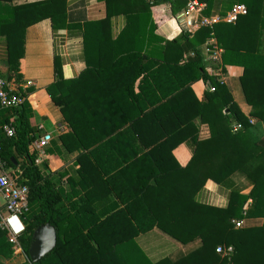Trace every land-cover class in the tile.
I'll use <instances>...</instances> for the list:
<instances>
[{"label":"trees","instance_id":"1","mask_svg":"<svg viewBox=\"0 0 264 264\" xmlns=\"http://www.w3.org/2000/svg\"><path fill=\"white\" fill-rule=\"evenodd\" d=\"M15 1L23 0H0V40L8 46L10 79L20 77L28 28L50 20L55 30L82 31L86 70L78 80L59 79L48 87L71 128L62 137L73 141L68 150L93 154L106 151L98 145L108 138L97 134L89 112L112 97L127 115L131 140L140 138L144 142V147L134 152L129 149L132 158L146 154L156 169L154 182H149L140 195L130 192L123 198L119 194L123 208L102 212L97 223L84 228L80 217L96 215L97 208H92L89 196L78 208L66 207L74 198L67 199L52 176L43 174L37 153L30 148L36 139L34 130L22 112L13 124L15 136L0 140V159L18 177L17 182L29 188L30 211L24 216L26 232L21 238L28 257L25 264H31L29 249L34 232L44 224L56 229L57 245L38 264H264V225L237 228L233 223L264 218V0H222L223 15L240 4L247 7L248 14L235 24L219 23L194 33L185 31L172 41L155 35L161 23L174 18L192 1L206 5V14L210 15L217 0H99L106 4L107 16L98 21L73 20L68 0ZM165 4L169 6L160 16L163 19L155 21L154 8ZM119 15L125 16L127 23L115 38L113 18ZM211 38H216L224 50V67L243 68L241 83L251 107L249 116L216 72L222 67L208 69L199 53ZM151 43L161 44L160 49L149 50ZM110 62H114L111 67L107 64ZM55 70L60 75L57 62ZM96 80L99 85H91ZM199 81L215 88L203 100L192 89ZM198 118L211 129L207 140L199 137ZM238 124L242 128L235 132ZM140 126L145 128V140ZM93 129L97 138L87 143L94 136ZM117 133L114 135L122 134ZM120 137L115 144H122ZM187 141H192L195 148L191 161L183 167L173 151ZM86 155L82 152L79 156L82 175L84 161L91 159ZM253 159L259 165L249 175L255 186L250 195L233 192L227 208L196 200L209 180L223 182ZM119 167L114 168L110 178H121ZM89 191L87 188L86 194ZM33 206L38 210L31 214ZM156 228L182 244L198 239L202 244L178 261L171 262L168 257L153 261L141 247L139 237ZM230 247L231 254L217 252L218 248ZM13 256L9 233L0 219V260H11Z\"/></svg>","mask_w":264,"mask_h":264},{"label":"crops","instance_id":"2","mask_svg":"<svg viewBox=\"0 0 264 264\" xmlns=\"http://www.w3.org/2000/svg\"><path fill=\"white\" fill-rule=\"evenodd\" d=\"M33 1L37 0L15 1V4ZM68 2L72 19L75 21H98L107 16L106 4L99 0H68ZM201 5H203V9L199 12H192L189 16H184L185 11H187L186 8L175 15L174 18L161 23V26L154 31L155 35L164 40L172 41L180 38L185 31L192 33L197 31L202 27L203 19L224 14L222 0L215 2L210 15L206 14V5ZM166 6L169 5L165 4L154 8L153 12H156L155 21L163 19L160 16L167 12L165 10ZM189 20L193 23L192 28L186 27V22ZM126 23V18L123 15L113 18V35L115 38L125 29ZM210 41L218 43L216 38H211L206 43ZM160 46L161 44L154 45L151 43L148 49L152 51L154 49L159 50ZM7 61L8 46L3 40H0V76L8 82L10 88L23 94L26 100L21 111L5 110L0 104V140L6 137L4 126L16 123L22 112H24L29 118L30 125L35 133L36 139L30 148L31 151L37 153V164L43 170L44 175L52 176L56 186L67 199L71 196L74 198V201L66 207L78 208L86 202V198L89 196L93 202L92 208H97L96 215L89 214L80 217V224L84 228L97 223L101 219L102 212L116 207L123 208L124 203L118 197L119 194H122L123 198L130 192L134 195H140L149 182H154L153 176L156 169L150 158L146 154L139 155L136 159L132 158L133 153L129 149L132 148L134 152L137 147L138 149L144 147V142L140 138L134 141L131 140L130 129L128 128L129 122L126 119L127 115L112 97H108L89 112L97 134L103 138H108L103 144L98 145L99 148L104 146L105 152L95 153V155L93 151L90 153L89 151L80 150L72 153L67 146H70L73 141L69 140L68 142L65 140V142L62 138L71 131V128L65 121L60 107L54 103L50 96L48 87L59 79L66 81L78 80L86 70L87 56L82 31L78 29L55 30L52 28L50 20H44L27 30L25 54L20 61L19 78L10 79ZM56 62L60 75L56 74ZM107 64L111 67L114 62ZM206 64L209 69L211 64ZM222 64L223 57L221 65H218L222 67V70L218 73L221 80L227 86L242 112L249 116L251 107L246 100L241 83L243 68L231 65L224 67ZM213 68L216 69L217 66L213 65ZM29 83L31 85H28ZM93 84L99 85L97 80L91 82V85ZM192 89L199 100H203L206 93H211L209 85L204 81L196 82L192 85ZM136 90L138 91V88ZM91 95H94V92L90 93ZM196 123L198 124L200 139H209L211 137L210 127L201 124L200 118L196 120ZM95 129L91 131L94 136H90L91 141L87 139V143L97 138V134L94 132ZM140 129L141 137L145 140V128L140 126ZM121 132L122 134H119ZM115 133L119 135L115 136ZM46 134L51 135L53 139L45 150L38 151L35 142ZM112 135L114 136L111 137ZM119 136H121V145L115 144ZM194 148V143L187 141L174 149L173 155L179 165L185 167L189 164L193 157ZM82 152L91 157L89 161H84L86 169L83 175L80 173L82 167L79 162V156ZM139 153L140 151L137 154ZM131 160L132 162H130ZM118 165H121L119 167L121 178H110L114 176V168ZM258 165L259 161L253 159L223 182L209 180L195 196L196 200L204 205L227 208L233 192L237 191L247 196L253 192L255 186L249 179V175ZM55 173L58 174L55 175ZM87 188L91 191L86 194L85 190ZM0 198L2 199L0 207H2L4 200L1 194ZM250 202L252 203V201ZM64 203L67 205L66 200ZM242 223L243 228L261 227L264 225V218L245 219L242 220ZM139 243L153 261L168 257L171 262L187 256L202 244L199 239L186 245L182 244L158 228L151 234L140 236ZM13 257L11 260L1 259L0 264L26 263V259L15 253Z\"/></svg>","mask_w":264,"mask_h":264},{"label":"built area","instance_id":"3","mask_svg":"<svg viewBox=\"0 0 264 264\" xmlns=\"http://www.w3.org/2000/svg\"><path fill=\"white\" fill-rule=\"evenodd\" d=\"M177 1V0H171ZM203 9V5L199 4L197 1L190 2L187 6V11H185L184 16H189L192 12H199ZM248 14V9L245 5H236L231 11L226 15L214 16L212 18H205L202 21V27L213 28L219 23L235 24L239 17ZM193 23L191 20L186 22L187 28H192ZM200 55L204 58L206 63H210L211 66L221 65L222 57L224 51L217 42L210 41L199 48ZM194 55V54H193ZM221 68L216 70L220 73ZM28 85H31L30 83ZM211 92L215 91V88L209 87ZM25 97L18 91L10 88L8 82L0 76V104L5 110H17L24 106ZM242 128L240 124L234 126V131H238ZM4 132L6 137H14L16 134L15 127L13 125H5ZM52 136L49 134L44 135L37 142H35L36 149L38 151L45 150L46 147L52 141ZM1 151V147H0ZM18 177L8 171L5 168V163L0 159V194L3 197L4 203L2 205L3 209H0V217L2 219V228L7 230L10 236V242L13 245L14 253L21 256L24 259L28 257L21 244V238L26 232V223L24 216L30 211V200H29V188L27 186L20 185L17 182ZM233 223L237 228H243L242 221L233 220ZM217 252L220 254H231L233 248L230 247L226 250L218 248Z\"/></svg>","mask_w":264,"mask_h":264},{"label":"water","instance_id":"4","mask_svg":"<svg viewBox=\"0 0 264 264\" xmlns=\"http://www.w3.org/2000/svg\"><path fill=\"white\" fill-rule=\"evenodd\" d=\"M56 245L57 232L53 226L50 224H44L37 228L34 232L33 240L29 249L31 264H38L55 249Z\"/></svg>","mask_w":264,"mask_h":264},{"label":"rangeland","instance_id":"5","mask_svg":"<svg viewBox=\"0 0 264 264\" xmlns=\"http://www.w3.org/2000/svg\"><path fill=\"white\" fill-rule=\"evenodd\" d=\"M0 201H2V199L0 198ZM35 206H36V204H35ZM34 207V206H33ZM32 211H31V214H33V213H35L37 210H38V207L37 208H32L31 209ZM14 258V257H13ZM26 261H27V259H26Z\"/></svg>","mask_w":264,"mask_h":264}]
</instances>
